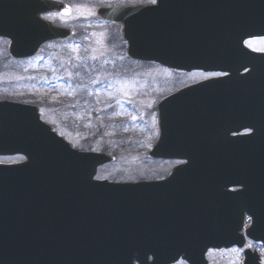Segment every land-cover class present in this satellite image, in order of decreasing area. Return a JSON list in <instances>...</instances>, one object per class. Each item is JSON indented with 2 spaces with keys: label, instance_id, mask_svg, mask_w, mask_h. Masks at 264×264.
Masks as SVG:
<instances>
[{
  "label": "water",
  "instance_id": "95a60500",
  "mask_svg": "<svg viewBox=\"0 0 264 264\" xmlns=\"http://www.w3.org/2000/svg\"><path fill=\"white\" fill-rule=\"evenodd\" d=\"M235 1L222 6L221 0H158L155 6L96 10L98 17L123 25L133 58L178 70L231 72L225 80L193 85L157 103L160 136L149 155L187 161L182 165L187 168L176 169L166 181L95 180L98 167L111 162V156L73 148L41 124L28 105L0 102V155L28 159L0 164V264H171L181 256L189 264H207L209 248L237 240L216 233L224 226L208 224L221 217L209 196V204L169 197L184 170L197 175L191 189L198 192H209L217 183L240 185L242 176H253L243 190L223 196L219 206L232 216L245 208L253 218L251 230L264 231V74L257 66L264 54L243 44L250 36H264V0ZM69 7L72 14V6L57 0H0V36L11 40L14 57L33 56L46 42L76 34L42 17L50 11L69 16ZM244 68L249 73H235ZM212 128L228 134L212 136ZM244 129L252 133L231 136ZM196 132L205 136L195 139ZM186 212L198 216L186 220ZM53 215H60L55 232L44 220ZM33 216L35 227L31 220L19 221ZM176 217L191 222L192 234H175Z\"/></svg>",
  "mask_w": 264,
  "mask_h": 264
},
{
  "label": "rangeland",
  "instance_id": "374dc122",
  "mask_svg": "<svg viewBox=\"0 0 264 264\" xmlns=\"http://www.w3.org/2000/svg\"><path fill=\"white\" fill-rule=\"evenodd\" d=\"M70 3L74 8L73 16L69 18H63L58 14H52L48 16L64 26L73 27L76 29H82V33L71 41H63L54 45H49L42 51V55H39L35 59L26 60L23 62H9L4 59L3 46L0 47L2 58L0 59V71L7 72L4 74H11L14 77L12 85L0 83V95L14 96V98L31 99L33 86L35 84L37 88V97H42L40 100H44V104L48 103L51 106L46 108L45 117L53 126V128L68 141L75 146H79L84 149H92L95 151H101L102 148L109 146L112 149L115 146H121L113 138V133L109 132L108 126L102 124L98 116H95L96 111H100V103L103 98L109 100L115 98L117 105L126 107V103H136L133 97L143 96V92L150 91L152 97L158 94L169 91L174 88L176 83H184L186 81L195 79L201 74L193 73L191 77L185 75L176 76L174 73L169 72L163 67L158 65H142L138 62H133L125 56V50H123V42L120 34L105 26L96 25L98 21L93 19V13L96 7L101 4L114 5L119 3H127L128 1L140 2L141 0H65ZM83 28L85 30H83ZM116 37L114 41L113 38ZM3 45L5 41H0ZM80 44H83V49L80 48ZM253 47L264 48V41H256L251 44ZM70 54V55H69ZM56 61V63H55ZM43 64L41 65V63ZM65 62V68H64ZM64 69V74L70 75L73 68L70 64L75 66L86 65L91 69H96L100 66L99 72L92 82H89L87 86L82 87L84 92L79 99L90 98V95L96 97L101 102L81 104L78 100L79 108L77 111L71 113L57 112L55 110L56 100L47 99L44 97V87L38 84L40 80H36L35 71L40 69L41 66L50 70V67ZM34 75L33 78L31 76ZM9 80L8 75L0 77V82ZM34 83V84H33ZM44 85H46L44 83ZM86 85V84H84ZM100 86H115L117 93L104 90H98ZM152 91V92H151ZM88 93V94H87ZM58 98V97H57ZM104 100L106 101V99ZM131 99H134L132 102ZM143 109L137 110L135 113H131L130 119H132L131 129L136 130L132 141L134 143L139 141V147L143 150L141 152L129 151L128 146H124V149L128 150L125 153L116 152V159L113 162L104 164L99 167L97 172V179H108L110 181L118 182H137L141 180L156 179L163 174L169 167L176 164L172 160H154L145 153L150 145V142L156 137V128L154 119L151 117L150 104L144 101L140 103ZM147 106V107H146ZM127 108V107H126ZM93 112V113H92ZM142 115L144 120L138 123L136 119ZM86 123V132L78 128L80 122ZM140 124V125H137ZM101 127L105 130V133L100 137L98 136V128ZM147 131V132H145ZM134 146V145H133ZM151 147V146H150ZM136 148V147H134ZM137 149V148H136ZM114 155V154H113ZM22 158L19 156H13L10 158H0V162H17ZM209 264H237V252L235 250L218 251L211 250L208 253ZM177 264H186L183 261H179Z\"/></svg>",
  "mask_w": 264,
  "mask_h": 264
},
{
  "label": "flooded vegetation",
  "instance_id": "af4514ba",
  "mask_svg": "<svg viewBox=\"0 0 264 264\" xmlns=\"http://www.w3.org/2000/svg\"><path fill=\"white\" fill-rule=\"evenodd\" d=\"M96 25H101V26H105L109 29H112L113 31H116L120 34L121 40L124 43L123 45H125V48L127 47V44L125 42V40L123 39L122 35H121V26L114 24V23H110V22H106V21H98L96 23ZM114 39L116 40V37H114ZM263 40L264 38H251L248 39L246 41V45L251 48L254 51L257 52H264V48H257V47H253L251 44H253L256 41H260ZM168 70L171 73H174L176 76L181 77L180 75H185L186 77H191L190 75H192L193 73L196 74H201L200 76H198L197 78L186 81V82H182V83H176V85L174 86V88L172 90L169 91H164L160 94H158L157 96H153L150 93V91L147 92H143V96H137V97H133L135 99V101L137 102V104L134 102V99H131L132 102L134 103H126V107H123L124 110H118L119 112L117 113V104L115 103V98L109 100L108 98L106 99V104H105V109L102 111L103 114H100V120L102 123L105 124H118V125H124V126H131L132 123V119H130L131 117V113H135V110H137V114H139V109H143L142 105L140 104L141 102H145V103H149L150 104V112H151V117L154 119L155 122V128H156V133L157 135L159 134L158 132V119H157V113L155 110V106L156 103L158 102V100H160L162 97L167 96L169 94H172L174 92L183 90L184 88H186L187 86H190L194 83L200 82V81H204V80H208V79H212V78H220V77H224L227 76V73L224 72H220V71H194V72H185V71H178V70H172V69H168V68H163ZM246 71H243L242 73H245ZM2 71H0V76H2ZM106 89V91L109 92H113V93H117L116 91V87L115 86H100L98 88V90H104ZM152 92V91H151ZM195 98H203L202 95H194ZM101 98H103V96L101 95ZM103 98V99H104ZM147 107V106H146ZM126 109H129L130 111L127 113ZM139 119H136L138 123H141L142 120H144V117L140 114L138 116ZM137 125H140L138 124ZM131 130V129H129ZM147 132V131H145ZM241 134H248L250 133V131L248 130H243L240 132ZM212 136L214 134V130H212L211 132ZM204 136L205 134H199V133H195L194 136ZM155 139H153L150 142V145H148L149 147L147 148V151L150 150V146L153 144V142ZM120 148H123L124 146H119ZM135 147L137 148L136 151L141 152L143 149L139 147V144H136ZM182 162H178L177 164L174 166L169 167L166 171L163 172V174L161 176L158 177L159 180H164L166 178H168L171 173L178 167V164H180ZM181 169L183 168H187V167H180ZM187 170L182 171L177 177H176V187H177V194L179 196H183V198L180 199V201L184 204H186L189 200L191 201L192 199L195 200H204L203 203L205 201H208V196H209V200H213V201H217V200H221V194H223L225 191H241L244 189V183L246 182V180H248L250 182V180L252 181L254 179L253 176H250L248 178L242 176L241 177V181L242 184L238 185V186H230V187H222L221 184H218L215 189L211 190V191H207L206 193L203 191H193V189H191L190 187H192L194 184V181L197 180V176L195 175H191L186 173ZM192 196H195V198H192ZM184 210H187V208H184ZM242 211V221L239 220V214H238V220H233L230 221V219L227 222H224L222 224V227L224 226V230H218L217 232H222L224 231L222 234H226V235H231V236H236L235 234L238 235V243L235 246H232L230 248L227 249H222L223 251H226L228 254V251H232L235 250L237 252V260L238 263L237 264H257L258 262L260 264H264V240H257V236L261 235L264 236V231L258 232L256 230V232H250V226H251V217L249 214H247V211L245 210V208H239L238 211L240 212ZM187 213V212H186ZM193 215V214H192ZM226 215H230V213L228 212ZM187 216V215H184ZM198 215L195 214V217H197ZM226 218H229V216H227ZM211 226H216L219 227L220 223L212 221L209 223ZM216 232V233H217ZM192 234V231L188 228H185L183 226V224L181 222L178 223V229L175 230V234L181 236V235H185V234ZM252 235V236H251ZM256 238H253L255 237ZM260 236V237H261ZM211 251V250H210ZM209 251V252H210ZM35 264V263H34ZM47 264H70V263H59V262H55V263H47Z\"/></svg>",
  "mask_w": 264,
  "mask_h": 264
},
{
  "label": "snow or ice",
  "instance_id": "6c2138e0",
  "mask_svg": "<svg viewBox=\"0 0 264 264\" xmlns=\"http://www.w3.org/2000/svg\"><path fill=\"white\" fill-rule=\"evenodd\" d=\"M152 2H153V3H155V2H156V0H152ZM66 11H67L69 14H71V8H70V7H69V8H67V9H66Z\"/></svg>",
  "mask_w": 264,
  "mask_h": 264
}]
</instances>
